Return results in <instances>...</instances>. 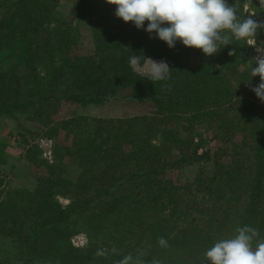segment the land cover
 <instances>
[{
	"label": "trees",
	"instance_id": "trees-1",
	"mask_svg": "<svg viewBox=\"0 0 264 264\" xmlns=\"http://www.w3.org/2000/svg\"><path fill=\"white\" fill-rule=\"evenodd\" d=\"M246 1L228 0L241 21ZM58 2L0 0V113L43 122L71 147L80 173L72 180L51 165L55 175L41 177L35 190L0 197V264H116L128 254L135 264H211L206 251L246 225L259 231L254 250L264 241V102L247 85L260 83L250 75L257 65L247 41L233 39L211 56L180 41L169 48L144 30L148 21L138 29L107 0H79L69 20L55 16ZM83 25L89 33L76 39ZM85 37L89 48L78 45ZM256 37L264 40V30ZM134 55L170 58V79L137 75ZM64 102L153 110L61 118ZM191 166L194 176H179ZM62 194L71 196L68 205L57 199ZM80 222L86 248L71 242ZM98 249L107 255L97 257Z\"/></svg>",
	"mask_w": 264,
	"mask_h": 264
},
{
	"label": "clouds",
	"instance_id": "clouds-1",
	"mask_svg": "<svg viewBox=\"0 0 264 264\" xmlns=\"http://www.w3.org/2000/svg\"><path fill=\"white\" fill-rule=\"evenodd\" d=\"M116 5L115 15L125 22H133L138 28H144L151 36H156L167 43L169 48L175 47L177 41L184 46L202 49L211 56L235 40H245L249 45H255L256 36L264 30V20L248 16L243 21L237 16V3L229 4L228 0H107ZM261 52L260 50H257ZM235 55V49L228 52ZM139 56L129 58L130 66L139 63ZM151 63L144 73L153 83L170 79V67L165 61ZM256 67L251 68V77L259 75L260 83L252 87L251 80L247 85L256 96L264 102V55L255 58ZM171 87L170 85H166ZM238 235L230 239H222L205 253L211 264H264V242L258 243L253 250L251 243L259 236V231L250 226L238 227ZM162 247L167 246L163 237H158ZM112 251H115L113 249ZM97 257L106 256L107 250L98 249ZM116 264H135L131 254L123 257ZM150 264H160L150 261Z\"/></svg>",
	"mask_w": 264,
	"mask_h": 264
},
{
	"label": "rangeland",
	"instance_id": "rangeland-1",
	"mask_svg": "<svg viewBox=\"0 0 264 264\" xmlns=\"http://www.w3.org/2000/svg\"><path fill=\"white\" fill-rule=\"evenodd\" d=\"M79 0H59L55 9V16L60 20H69L71 17L72 6ZM244 12L248 16L255 15L254 19L264 20V0H248L244 3ZM54 24V23H53ZM86 25L76 28L73 35L77 39L78 35L89 33ZM89 37H85L78 45L84 42V46L89 48ZM249 45V44H248ZM250 58L255 62L258 55H264V40L256 37L255 45H249ZM76 48V47H74ZM80 49V46L79 48ZM260 50L261 52H258ZM4 56V55H3ZM0 55V58H3ZM165 61L169 67L173 65V61L167 57L149 55L140 57L139 63L133 67V71L140 76H147L146 73L150 66V61ZM10 61L4 59L1 66L8 69ZM47 69L44 64H40L38 72L40 77L44 79L47 75ZM2 98L0 103L4 102V92H0ZM153 110L149 105L133 106L124 105L119 102H108L101 105L94 103L78 104L73 102L63 103L59 116L61 118H70L76 115H84L94 118H118L125 115L127 112L132 114L149 113ZM43 122L38 119H33V115L26 112H14L12 114L0 113V197L3 199L6 193L15 191L21 188L35 190L38 185V180L43 176L53 177L54 173H48L47 167L51 165L59 166L65 176L76 180L79 176V168L69 158L67 151L71 150L68 144H60L58 140L63 142V139L56 138L51 133L43 131ZM160 134H156L153 142L157 145L161 143ZM197 172L194 166L187 167L179 174L189 179ZM177 179H178V173ZM57 196V195H56ZM57 199L63 204L68 205L71 200L69 195H58ZM81 222L76 225L78 232L71 237V242L76 248H86L89 244L88 233ZM104 242V241H101ZM264 241H259L261 243ZM256 244V246H257ZM255 250V249H254Z\"/></svg>",
	"mask_w": 264,
	"mask_h": 264
}]
</instances>
